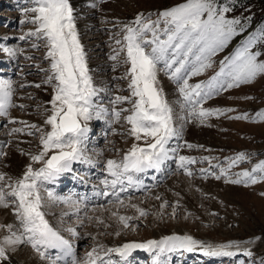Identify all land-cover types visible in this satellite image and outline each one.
<instances>
[{
	"label": "rangeland",
	"instance_id": "374dc122",
	"mask_svg": "<svg viewBox=\"0 0 264 264\" xmlns=\"http://www.w3.org/2000/svg\"><path fill=\"white\" fill-rule=\"evenodd\" d=\"M70 2L77 17L76 26L87 54L90 74L94 84L102 90L97 100L102 106L111 108L109 100L112 97L130 94L127 90L128 80L123 78L127 71V66L123 63L125 55L120 52L123 45L117 43L123 41L125 25L131 24L140 14L146 17L150 15L155 20L159 12L178 6L186 0ZM218 3L230 8L225 14L227 19L240 21L237 25L238 34L211 58V67L189 79L190 84L205 83L217 76L221 63L234 55L250 36H257L264 29V22H261L264 8L261 2L242 4L240 0H218ZM35 6V0H0V79L10 80L14 89L13 107L0 123V140L4 139L0 142V153L3 154L0 155V173L13 179L32 164L30 154L41 150L40 132L27 125L47 130L43 126L53 95L52 86L45 83L51 74L45 42L28 35L37 27L31 22L35 13L30 10ZM94 40L98 44H92ZM5 48L12 50L13 54L9 55L4 51ZM251 51L259 54L258 62L264 63V42L257 40ZM114 55L117 56L116 60L111 59ZM158 79L159 87L174 111L184 115L178 102L182 98L178 90L171 87L176 86V83L163 71L159 72ZM118 107L129 108L130 105L125 103ZM203 107L231 111L209 116L203 123L196 117H191L186 122L177 120L179 137L169 142V149L176 151L171 152L173 158L169 161L170 171L163 179L146 181L154 175L152 171H156L151 169L144 177L148 184L146 190L140 193L125 191L120 195L124 199L123 205L110 198L101 204L85 205L82 211L78 207V213L69 210L60 219L67 233L69 228H73L82 237L78 247L79 260H83L94 247H120L129 242L146 243L155 240V236L161 235L159 233L163 231V239L179 235L191 236L204 245L214 247L239 245L228 249L235 256L217 259L204 256L199 249L193 252H170L163 259L166 264H264V179H257L255 184L247 186L244 183L229 182L243 180L240 173L252 172L258 164L264 162V121L256 119L257 113L264 112V74L258 75L252 82L219 91L206 99ZM241 115H247L249 119H235ZM88 126L89 142L85 147V155L92 159L94 166L100 163V166L97 165L98 172L91 170L93 182L98 183L105 178L110 179L105 168L106 161L120 160L136 141L127 135L129 126L123 118L111 127L105 120L95 119ZM16 129L21 131H14ZM29 132L33 134L29 135ZM90 134L92 138L89 139ZM138 143L145 146L143 140ZM240 154L246 158L236 160ZM179 156L188 157L194 162L186 163L182 168ZM73 171L68 174L67 183L60 190L50 184L46 187L54 191L58 198L72 196L71 179L78 178L76 174H72ZM254 175L264 177V172H256ZM133 204H139V208L147 215L139 216ZM51 206L58 211L71 205L55 200ZM102 211L111 213V216L103 218L100 216ZM112 211L122 216L134 217L129 221L130 227L124 228ZM99 220L103 223H99ZM102 225H106V228L101 229ZM141 251L145 255L137 258V263L152 264L155 254ZM198 251L200 255L194 253ZM179 252L182 255L175 258L174 254ZM246 252H251L252 255H245ZM111 259L115 264L122 263L116 254Z\"/></svg>",
	"mask_w": 264,
	"mask_h": 264
},
{
	"label": "snow or ice",
	"instance_id": "6c2138e0",
	"mask_svg": "<svg viewBox=\"0 0 264 264\" xmlns=\"http://www.w3.org/2000/svg\"><path fill=\"white\" fill-rule=\"evenodd\" d=\"M35 4L30 11L35 13L31 22L37 27L28 35L45 42L51 72L45 83L52 86L53 95L49 101V114L44 121L47 130L27 125L40 132L41 150L30 154L32 164L15 179L0 173V207L13 209L18 222L15 231L11 224L0 225V229L6 227L9 233L0 243V264L8 258L7 247L20 244L29 245L50 264H60L69 256L73 257L70 264H115L111 259L113 254L119 256L123 264H130L128 258L134 250L154 253L156 258L152 264H166L160 260V255L180 250L193 252L199 249L210 258L235 256L228 249L239 245L214 247L204 245L191 236L174 235L161 241L129 242L120 247L105 248L101 245L99 248L94 247L83 260L76 259L72 243L49 223L43 209L46 201L60 200L77 208L79 202L56 197L46 185L54 183L61 174L70 172L74 162L94 166V162L85 155L90 121L105 120L111 127L123 118L129 126L127 135L134 138L136 143L120 160L106 161L105 168L110 179H103L101 183L104 189L96 193L104 197L112 196L116 203L123 205L124 199L120 193L128 187H139L141 182L136 179L138 174L148 169L159 170L171 158L169 142L179 137L177 120L186 122L196 117L203 123L209 116L231 111L205 109L203 104L219 91L252 82L258 75L264 74V63L257 60L259 54L251 51L257 40L264 42V29L257 36H250L234 55L223 61L217 76L205 83L190 84L189 79L211 67V58L238 34L237 25L240 21L227 19L225 14L230 8L220 5L218 0H186L159 12L155 20L150 15H138L131 24L125 25L123 41H117L123 45L120 52L124 53L123 63L127 66L123 78L128 80L127 90L130 94L112 97L109 100L112 107L109 108L97 100L102 90L94 84L90 74L87 54L76 26L77 17L70 0H35ZM4 51L13 54L7 48ZM111 59L116 60L117 56ZM161 71L177 85L182 98L178 102L185 113L182 116L174 111L159 87L158 74ZM13 93L12 82L0 79V116L9 115V109L13 107ZM125 103L130 107H118ZM235 119L248 120L249 117L241 115ZM256 119L264 121V112L257 113ZM141 140L145 146H140L138 142ZM175 151L171 150L173 153ZM245 158L240 154L236 160ZM179 161L182 168L186 163L194 162L185 156H179ZM33 164L40 166L33 167ZM256 172H264V162L252 172L240 173L243 180L229 182L244 183L246 186L255 184L257 179H264L255 176ZM188 174L191 175L190 172ZM136 211L141 217L147 215L139 207H136ZM113 215L124 228L130 227L129 221L134 219L119 215L118 212H113ZM98 222L103 223L102 220ZM68 231L73 236L77 235L73 228ZM51 250L58 254H52ZM244 254L252 255L251 252Z\"/></svg>",
	"mask_w": 264,
	"mask_h": 264
},
{
	"label": "bare ground",
	"instance_id": "6f19581e",
	"mask_svg": "<svg viewBox=\"0 0 264 264\" xmlns=\"http://www.w3.org/2000/svg\"><path fill=\"white\" fill-rule=\"evenodd\" d=\"M92 44H98V41L97 40H94L92 41ZM12 87H13V84H12ZM103 93V92H102ZM102 96V95H101ZM5 118V116H0V123H1V120H3ZM44 128H46V126H43ZM206 132V131H205ZM208 133V132H207ZM4 141L3 140H0V142ZM1 145V144H0ZM169 160L168 159L167 161H165L159 170L158 171V177H163L165 176V174L167 175V172L170 171V168H169ZM86 169V170H89V169H96L97 172H98V169L99 167L97 166V164H95V166L93 165H90V164H82L80 162H74L73 164H77ZM165 163L166 166H165ZM72 164V165H73ZM68 172L66 173H63L59 176V179H61V177L65 176V174H67ZM21 174V173H20ZM80 184V183H79ZM61 185V184H60ZM81 185V184H80ZM84 188L88 189V194L90 195H94V199L95 200H91V197L87 196L85 197V200H87L88 204H93L95 205L97 202L101 203V201H104L105 199H107L108 197H104L103 195H96L97 192H101L103 189V187H99V188H96L94 187L93 185H91L89 187L88 184H85L84 185ZM144 189V184L141 182L139 187H130V190H133V191H137V190H143ZM233 190V189H232ZM233 192V191H232ZM54 194V193H53ZM161 194V193H160ZM156 195V193L154 194V196ZM158 195V193H157ZM56 196V195H55ZM60 198V197H59ZM62 198V197H61ZM62 199H66V198H62ZM55 201V200H54ZM54 201H46V205H45V208L43 209L44 212L46 213V219L49 221V223L54 227L56 228L63 236L64 238L68 239L72 245H73V249H76V244L77 242L80 243V239H82L81 235H77L76 236H73L69 231L68 233L65 231V229H63V226L61 224V218L63 216H65L66 214L69 213V210L70 212L73 211V212H77L78 209L77 207H73V206H70V207H65L63 209H59L58 211L54 210L53 207L51 206L52 203H54ZM85 204V203H84ZM135 205L136 207H140V205H136V204H133ZM80 207V211H82L83 209V203L79 205ZM82 207V208H81ZM134 207V208H136ZM112 208V207H111ZM110 208V209H111ZM112 210V209H111ZM97 211V210H96ZM108 211V210H107ZM107 211H102L100 212V216H102L103 218H107L109 217L108 215H110L111 213L107 212ZM114 211V210H113ZM112 211V212H113ZM78 213V212H77ZM71 214V213H70ZM73 214V213H72ZM76 214V213H75ZM111 216V215H110ZM87 219V218H86ZM85 219V220H86ZM13 225V230L15 231L16 228L18 227V223L16 222L15 220V216L13 214V210H8V209H5V208H2L0 207V225ZM91 226V225H90ZM106 226V225H105ZM102 225L101 229H105L106 227ZM95 227V226H94ZM99 228V227H98ZM97 228V229H98ZM100 229V228H99ZM76 231V230H75ZM92 232V231H91ZM104 232V231H103ZM163 231H161V235H156L155 237V240H162L163 238L162 237H165L163 236ZM9 233H8V229L5 227L4 230L0 229V243L3 242L5 236H7ZM111 244V243H109ZM24 248V250L21 251V249ZM52 251V254H58L56 253L55 250H51ZM138 251H141V250H138ZM137 250H134L132 252L133 255H131L128 259L130 261V264H137V261H136V257H140L141 255H144L143 252H138ZM74 252V251H73ZM75 254V258L78 259L77 257V254H76V250L74 252ZM195 254L197 255H200V251L198 252H195ZM163 255V254H162ZM7 260L3 261L2 264H50L48 260H45V259H42L34 250H32V248L27 245V244H20V245H15V246H8L7 247ZM196 258V257H194ZM217 259V257H215ZM221 258V257H219ZM204 259H206V257H204ZM71 261H68V264H70Z\"/></svg>",
	"mask_w": 264,
	"mask_h": 264
},
{
	"label": "trees",
	"instance_id": "16d2710c",
	"mask_svg": "<svg viewBox=\"0 0 264 264\" xmlns=\"http://www.w3.org/2000/svg\"><path fill=\"white\" fill-rule=\"evenodd\" d=\"M252 1H259V2H261L263 4V8H264V0H240V2L242 4H248V3L252 2ZM262 20L264 21V14L262 15Z\"/></svg>",
	"mask_w": 264,
	"mask_h": 264
}]
</instances>
